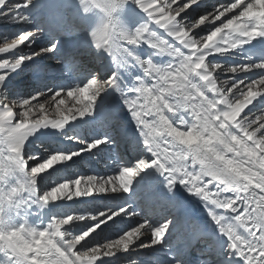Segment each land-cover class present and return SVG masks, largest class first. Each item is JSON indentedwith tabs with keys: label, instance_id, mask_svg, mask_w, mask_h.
<instances>
[{
	"label": "snow or ice",
	"instance_id": "6c2138e0",
	"mask_svg": "<svg viewBox=\"0 0 264 264\" xmlns=\"http://www.w3.org/2000/svg\"><path fill=\"white\" fill-rule=\"evenodd\" d=\"M174 2L77 0L83 25H87L90 15L97 17L90 31L92 47L109 56L116 71L106 78L87 72L78 77L81 82L74 86L57 89L43 86L22 101L13 102L5 95L13 74L18 75L30 62L35 64L38 57L58 51L60 42L56 40L50 46L33 49L32 45L46 31L36 25L34 30L25 29L0 46L2 54L19 49L21 45L28 49L15 58L0 59V133L3 134L0 138V264H95L101 256H114L113 249L129 252L130 247L148 233L151 243L141 242L139 247L160 245L161 249H168L167 264H190L184 249L164 240L170 226L171 230L181 226L175 219H165L162 223L149 219L142 223L135 221L138 226L124 230L117 239L90 247L96 239L93 236L85 240L90 233L97 234L98 229L103 231L110 225L109 221L116 224L125 216L140 215L127 205L107 208L94 215L66 214L53 218L42 230L26 224H11L6 219L10 213L19 214L22 194L33 191L38 173L56 164L66 165L77 156L111 143L107 134L90 142L79 135H66L68 141L82 147L75 151L53 152L28 170L30 179L26 183H9L12 175L27 170L28 160L38 159L36 155H27L25 159L28 137L41 129L62 131L70 124L93 116L97 100L109 89L121 94L139 133L136 143L147 153V158L141 156L131 165H119L118 171L110 176L91 175L60 183L44 193L42 202L48 204L50 199L63 196L72 200L73 196L90 197L94 193H130L135 178L154 169L163 177L168 193L175 192L179 186L198 198L219 237L223 238V251L203 264H264V111L253 116L250 115L253 108H248L241 117L248 105L264 97V60L226 68L208 59L225 56L255 39L264 38V0L220 3L214 11L206 12L192 24L182 23L177 17L181 13L191 15L185 10L197 4V0H186L176 8L172 7ZM129 3L139 10V13L130 11L129 14L143 13L140 18L144 21L131 31L124 28L120 19ZM38 7L37 0L15 3L0 0V17L15 23L33 24L30 17ZM234 9L238 11L221 20ZM160 17L164 18L163 22ZM216 21L220 24L210 34L199 39V33L193 34L200 25H215ZM152 22L178 41L180 47L158 35L150 27ZM144 46L152 49L147 59L136 54V49ZM164 56L170 57L165 64L153 60V57ZM129 66L138 68L142 75L134 79L131 88L122 91L120 69ZM254 69L260 71L254 72ZM220 70L237 74L230 86L228 81L218 80L216 73ZM249 72L260 73L259 78L238 76ZM66 98L74 100V104L65 106ZM53 106L58 118L49 119L47 113ZM14 108L20 109L17 113L20 121L16 124L12 123ZM116 217L119 221L114 219ZM88 219L94 223L88 224L82 234L70 235V229L61 230L64 225ZM81 241H85L81 245L84 250L73 252Z\"/></svg>",
	"mask_w": 264,
	"mask_h": 264
},
{
	"label": "bare ground",
	"instance_id": "6f19581e",
	"mask_svg": "<svg viewBox=\"0 0 264 264\" xmlns=\"http://www.w3.org/2000/svg\"><path fill=\"white\" fill-rule=\"evenodd\" d=\"M71 1L69 12L63 8V5H60L61 8L58 7V9H55L50 14H44L41 11H36V9L30 17L33 24L15 23L6 18L0 21V29L11 33L28 26L36 25L42 17L46 20L49 19L45 23V33L40 36L36 44L32 45L33 49L36 50L39 47L49 46L50 39H52L50 35L52 34H61V40L66 41L64 44H59L58 51L44 54L41 57L50 55L51 57L55 56L58 58V61L50 69L45 68L42 62L37 60L35 64L30 62L28 66L19 70L20 75L14 78L16 81L7 89L16 92V95L12 97L13 102L17 100L22 101L29 95H32L40 88L38 87V83H43L48 88L57 89L80 83L81 80L78 77L87 75V72L106 78L113 71H116L111 58L103 52H97L92 47L90 31L96 25L97 17L90 15L87 17V25H83L79 15L77 0ZM11 2H21V0H11ZM185 2L186 0H175L172 7L176 8ZM230 2L232 0H197V4L191 6H196L197 10L206 13L214 11L220 3ZM247 2L248 0H245V3ZM20 11L24 12L25 10L21 9ZM130 11L139 13V10L129 3L125 7V15L120 17L124 28L129 31L144 22L140 18L143 13L130 15ZM185 11L190 13L187 10ZM237 11L238 9H234L233 12L226 13L225 17H221V20L231 17ZM191 16L192 14L185 16L184 13H181V16L177 17V19H180L182 23L188 24L191 21ZM219 24L220 21H216L215 25L202 24L199 28L193 30V34L199 33L197 36L199 38L210 27L219 26ZM150 27L162 38L180 47L179 42L172 37H168L164 29L160 28L157 24L152 22L150 23ZM183 50L185 52L188 51L187 49ZM27 51L26 47H20L13 50L9 58H15L16 55ZM151 51L152 49L144 46L136 49V54L143 59H147ZM208 59L214 63H221L226 68L232 65L260 62L264 60V38L255 39L251 43L245 44L242 48L225 56L209 57ZM153 60L156 63L165 64L170 60V57H153ZM253 71L259 72L260 70L254 69ZM29 72L33 75L26 76ZM139 75H142V73L134 66L120 69L121 90L127 91V89L131 88L134 84V79ZM258 75L260 73L249 72L238 74L239 77L247 76L249 79L259 78ZM216 76L219 81H228L230 86L237 74L220 70L216 73ZM62 95L64 94L62 93ZM72 104H74V100L66 98L65 106ZM248 108H253V113L250 115H259L261 111H264V97H260L254 101L253 105H248L241 113V117L244 113L248 112ZM19 111L20 109L18 108L13 109V124L20 121V117L17 115ZM47 115L49 119L58 118L54 106ZM105 134L111 137V143L108 145H101L100 149H94L93 152H86L82 156H77L66 165L56 164L53 168L38 173L37 183L33 191L22 194L23 203L19 214L10 213L6 217L7 221L11 224H26L29 227L42 230L48 226L53 218H62L66 214L73 216L94 215L107 208H117L127 205L130 210L135 208L140 215L136 217L125 216L124 220L120 221L119 217H116L114 219L118 220V223L112 224L109 221L110 225L105 226L103 231L99 232L98 229L97 234L90 233L85 240H89L93 236L96 237L90 247L96 246L98 242L103 240H108L115 236L119 237L124 230L130 227H137L138 225L135 221L142 223L144 219H149L154 223H162L165 219H175L181 226L176 230H171L170 226V232L166 233L164 237L165 242L184 249L190 264H203L210 257L215 259L216 253L223 251L224 241L222 237H219L216 227L209 220L204 204L198 198L190 196L187 191L179 186H177L175 192L168 193L164 188L163 177L154 169H148L136 177L130 193H94L90 197L73 196L72 200H68L66 196H63L57 200L50 199L48 204L42 202L41 197L44 193L51 191L52 188L57 187L60 183L69 182L77 177L91 175L110 176L118 171L119 165H131L141 156L147 158V153L142 152L140 150L141 146L136 143L139 140V133L136 131L132 117L124 106L121 94L117 91L109 89L107 92L101 94L100 99L97 100L93 116L85 117L83 121L70 124L62 131L41 129L28 137V140L25 141V152L31 151L30 144L36 142L41 147L34 148L32 155H36L38 159L30 160L32 162L26 165L27 170L25 172H18L11 176L14 179V185L26 183L30 179L28 166L31 168L37 166L38 163L43 162L51 153L56 151H75L79 147H82V145L68 141L65 138L66 135H79L90 142L92 139L99 138ZM2 136L3 134L0 133V138ZM257 137H259V133ZM249 144H251V141H249ZM257 155H260L259 150H257ZM81 187H83V184ZM70 191L74 192L75 189L70 188ZM228 195L232 194L228 193ZM92 223L94 222L90 219L75 221L69 225L62 226L61 230L70 229V235H79L82 234L88 224ZM240 231L243 232V229H240ZM145 238H151V234L148 233L140 237V239ZM138 241H136V244ZM84 243L85 241H81L80 244L76 245L73 252L84 250L81 248V245ZM157 248L158 251L151 250L145 253L141 261L137 260L135 256L128 258L132 254V251L123 252L122 250L113 249L116 253L114 256H101L95 264H100L101 260H104V263L107 260L116 261L121 259L125 260V264H167V259L170 258V256L166 255L168 249H161L160 245H157ZM72 259H75V257H72Z\"/></svg>",
	"mask_w": 264,
	"mask_h": 264
},
{
	"label": "rangeland",
	"instance_id": "374dc122",
	"mask_svg": "<svg viewBox=\"0 0 264 264\" xmlns=\"http://www.w3.org/2000/svg\"><path fill=\"white\" fill-rule=\"evenodd\" d=\"M37 2H38V4H39V7L37 8V10L36 11H41V12H43L44 14H50V13H52L55 9H58V7L59 8H61V6L60 5H63V8L64 9H66V10H68V12H69V10H70V5H71V3H72V1L71 0H37ZM64 2V3H63ZM159 2L160 3H163L164 2V0H159ZM42 5V6H41ZM65 6V7H64ZM187 11H189L191 14H192V16H191V21L188 23V24H192V23H195L196 21L198 22L199 21V19H200V17H201V15H204L205 13H203L201 10H197L196 9V6L195 7H192V6H190L189 8H187L186 9ZM49 12V13H48ZM206 12V11H205ZM157 15L159 16V14L157 13ZM3 19V17H0V21ZM160 19H161V22H163V17H160ZM45 18H41L40 20H39V22L36 24V25H40L41 27H45V23L47 22V21H49V19L48 20H46ZM43 22V23H42ZM36 25H33V26H28L27 28H23V29H21V30H19V31H13V32H11V33H8L6 30H3V29H0V46H3L4 45V43H5V41L6 40H8V38H14V37H16V36H18L19 34H22L23 33V31L25 30V29H33L34 30V26H36ZM211 30H214V27L212 26V27H210L209 28V30L207 31V32H205V33H202L200 36H206V35H208V34H210V31ZM52 34V33H51ZM50 36H52V39H50V44L52 43V42H56V40H58L60 43L59 44H64L66 41H63V40H61V34H52V35H50ZM200 36H199V38H200ZM199 38H197V39H199ZM31 39V38H30ZM9 42H10V40H9ZM26 44L28 43V42H25ZM50 44H49V46H50ZM34 45V44H33ZM20 47H25L24 45H21ZM11 53V52H10ZM10 53H7V54H2V53H0V59H3V58H9V55H11ZM10 59V58H9ZM37 60H39V61H41L42 62V65L45 67V68H47V69H50L51 67H53L54 66V63L56 62V61H58V58L57 57H51L50 55H48V56H46V57H43V58H41V57H38L37 58ZM20 73V72H19ZM20 74H13V77L11 78L12 79V83L14 82V81H16L14 78H16V77H18ZM31 75H33V74H30V72L29 73H27V75L26 76H31ZM18 80V79H17ZM12 83L9 85V86H11L12 85ZM44 86V84L43 83H38V87H43ZM29 93H31V92H29ZM29 93H27V94H29ZM21 94H23V93H21ZM5 95L7 96V99H9V100H13V98L12 97H14L15 95H16V92H14V91H10V90H6V92H5ZM19 95V94H18ZM17 120V119H16ZM30 146H31V151H26L25 153H26V155H25V159L27 160V154H29V155H32V153H34L33 151H34V149L32 148V147H41V146H38V144L36 143V142H33V143H31L30 144ZM33 149V150H32ZM27 165H29L28 163H27ZM28 170L30 171L31 170V167H29L28 166ZM9 183L10 184H12V185H14V179H12L11 177L9 178ZM94 206V205H93ZM118 238V236H115L114 238H111V239H108V240H103V241H101V242H98V244H103V243H106V242H108V241H110V240H114V239H117ZM141 242H143V243H145V244H150L151 243V238H145V239H140L139 241H138V243L136 244V245H133V246H131V248L130 249H132V248H134L135 250L134 251H132V250H130V251H132V254L131 255H129L128 256V258L130 257V256H135V258L137 259V260H143L142 258L144 257L143 255L145 254V253H147V252H149V251H151V250H155V251H158V248H157V245H154V246H152V247H147V248H145V247H139V245H140V243ZM131 258V257H130ZM103 264H125V260L124 259H121V260H116V261H113V260H107V261H105ZM126 264H128V263H126ZM144 264V263H143Z\"/></svg>",
	"mask_w": 264,
	"mask_h": 264
}]
</instances>
